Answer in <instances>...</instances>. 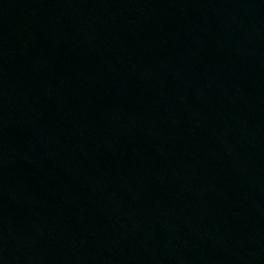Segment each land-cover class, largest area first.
Returning <instances> with one entry per match:
<instances>
[{
  "label": "water",
  "instance_id": "water-1",
  "mask_svg": "<svg viewBox=\"0 0 264 264\" xmlns=\"http://www.w3.org/2000/svg\"><path fill=\"white\" fill-rule=\"evenodd\" d=\"M0 264H264V0H0Z\"/></svg>",
  "mask_w": 264,
  "mask_h": 264
}]
</instances>
